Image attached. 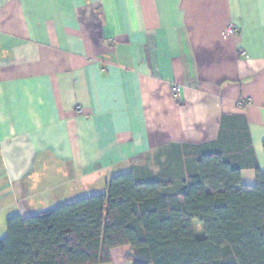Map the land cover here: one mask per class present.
Instances as JSON below:
<instances>
[{
	"label": "crops",
	"instance_id": "obj_1",
	"mask_svg": "<svg viewBox=\"0 0 264 264\" xmlns=\"http://www.w3.org/2000/svg\"><path fill=\"white\" fill-rule=\"evenodd\" d=\"M220 131H247L264 172V0H0L5 221L104 192L132 159L212 152Z\"/></svg>",
	"mask_w": 264,
	"mask_h": 264
},
{
	"label": "trees",
	"instance_id": "obj_2",
	"mask_svg": "<svg viewBox=\"0 0 264 264\" xmlns=\"http://www.w3.org/2000/svg\"><path fill=\"white\" fill-rule=\"evenodd\" d=\"M244 135L239 141L220 131L212 152L189 146L132 159L104 192L9 216L0 264L107 263L110 250L123 245L130 264H264V172ZM233 143L247 147L219 151ZM247 166L255 171L252 185L240 182ZM194 220L203 226L200 238Z\"/></svg>",
	"mask_w": 264,
	"mask_h": 264
},
{
	"label": "rangeland",
	"instance_id": "obj_3",
	"mask_svg": "<svg viewBox=\"0 0 264 264\" xmlns=\"http://www.w3.org/2000/svg\"><path fill=\"white\" fill-rule=\"evenodd\" d=\"M3 202H0V213L2 212V210H3ZM59 205V204H58ZM54 206H57V205H51V207H48V206H46V208L45 207H39L38 209V211H41V210H45V209H48V208H52V207H54ZM33 208V207H32ZM38 211H34V213L35 212H38ZM4 214V213H3ZM1 215L0 216V225H1V233H0V237H2L3 235H5V233H6V227H5V216L4 215ZM193 230H194V234H195V236L196 237H198V238H200V237H202L203 236V233H204V231H203V226H202V224L200 223V222H198L197 220H194L193 221ZM5 232V233H4Z\"/></svg>",
	"mask_w": 264,
	"mask_h": 264
},
{
	"label": "built area",
	"instance_id": "obj_4",
	"mask_svg": "<svg viewBox=\"0 0 264 264\" xmlns=\"http://www.w3.org/2000/svg\"><path fill=\"white\" fill-rule=\"evenodd\" d=\"M224 32L228 35H235L237 34V28L232 25V24H228L224 30ZM181 90V86L180 85H175L173 88H172V95L173 96H177L178 93L180 92Z\"/></svg>",
	"mask_w": 264,
	"mask_h": 264
}]
</instances>
